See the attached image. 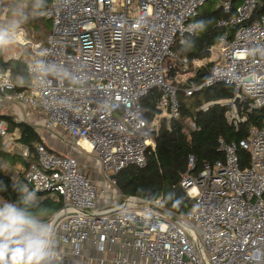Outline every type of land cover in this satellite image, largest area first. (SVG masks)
<instances>
[{
  "label": "built area",
  "instance_id": "1",
  "mask_svg": "<svg viewBox=\"0 0 264 264\" xmlns=\"http://www.w3.org/2000/svg\"><path fill=\"white\" fill-rule=\"evenodd\" d=\"M208 1L52 0L37 14L51 21L46 44L34 43L23 29L9 32L11 40L28 47L23 62L31 78L16 84L9 70H0V97L42 111L44 128L62 129L76 148L95 154L104 176L98 187L77 157L51 152L43 139L35 144L25 185L61 202L42 222L52 230L55 255L49 264H84L85 244L99 253L114 251L112 264H264V127L250 128L239 143L221 138L224 161L205 164L197 176L189 157L181 186L194 207L186 213L167 210L162 197L119 195L112 178L130 166L145 168L162 119L180 117L179 89L167 81L165 64L171 61L190 73L189 60L174 48L198 34L195 18ZM262 3L219 0L218 9L230 18L218 22L224 33L209 50L219 55L211 60L209 78L198 86L191 73L177 82L186 85L187 96L217 84L232 86L234 97L216 103L230 106L227 118L237 131L247 113L264 107ZM202 61L194 67L204 66ZM156 90L162 92L159 114L149 120L143 100ZM186 125L197 129L194 119ZM0 136H9L3 122ZM241 148L249 154L246 166ZM22 156L31 159L28 148ZM110 190L116 206L99 208V195ZM98 264L107 260L101 257Z\"/></svg>",
  "mask_w": 264,
  "mask_h": 264
},
{
  "label": "trees",
  "instance_id": "2",
  "mask_svg": "<svg viewBox=\"0 0 264 264\" xmlns=\"http://www.w3.org/2000/svg\"><path fill=\"white\" fill-rule=\"evenodd\" d=\"M52 0L42 4L40 10L46 9ZM195 21L199 25L198 34L191 38L185 46H175L174 50L181 57L189 60L190 73H195L193 82L202 85L210 76L213 61L206 63L200 68H194V62L211 59L210 48L219 43L224 29L218 27V22L229 19L221 9L215 11L202 10ZM264 11V0L262 3ZM38 20H45L37 18ZM51 30V28H50ZM48 30L47 34L49 35ZM48 35H44L46 44ZM167 81L178 87L177 99L180 106V117L170 120L162 119L157 133L155 134V148L147 151V166L140 169L130 166L117 176V188L124 197H133L146 201H156L163 198L166 209L174 214H183L194 207L191 200L181 186L182 178L188 171L189 157L195 159L196 169L192 172L198 175L205 164L214 165L218 161H224V155L219 151V140L225 139L229 143H239L247 138L250 128L264 127V107L247 113V121L243 122L237 131L228 121L227 112L229 105H221L216 102L229 100L234 97L232 86L217 84L212 87L202 88L192 96H187L184 88L176 81L178 75L184 74L182 69L173 62L165 64ZM0 70L11 72L16 84L26 85L30 82V75L26 64L19 59L7 60L2 52L0 44ZM20 81V82H19ZM18 90L23 87L17 86ZM162 96V92L156 90L143 100L149 120H154L159 114L156 105ZM211 104L206 110L204 104ZM194 119L197 129L192 131L187 128L186 121ZM0 122L7 125V131L20 133L19 142L27 147L31 153L28 163L36 160L35 144L42 139L33 126L25 122H16L9 115L0 114ZM1 146V143H0ZM1 155L5 153L0 151ZM242 166L248 165L249 154L244 149L239 150ZM27 164V163H26ZM0 196L7 202L14 203L18 209L27 207V210L37 215L44 222L51 218L61 208L60 200H55L49 195L40 203H23L24 186L20 182H14L0 166Z\"/></svg>",
  "mask_w": 264,
  "mask_h": 264
},
{
  "label": "crops",
  "instance_id": "3",
  "mask_svg": "<svg viewBox=\"0 0 264 264\" xmlns=\"http://www.w3.org/2000/svg\"><path fill=\"white\" fill-rule=\"evenodd\" d=\"M19 44V45H18ZM15 48H19L18 52L14 48V46H11L10 54L8 52H5L6 48L2 45V52L5 54H9L7 60L10 59H19L23 61V58H26L29 56L28 48L26 50L23 48L22 44L18 43ZM209 60V59H207ZM20 82V81H19ZM7 110V111H5ZM41 113L43 117V125L46 121V116L43 114L42 111L38 109H30L28 107H25L21 105L20 103L15 102H7L3 100L0 97V114L3 115H9V116H16L18 115L21 117L23 115V112L26 113V116L31 118L32 120L38 119L34 115V113ZM30 112V113H28ZM16 120V119H15ZM36 120L34 122H36ZM16 122H19V120H16ZM41 123V122H40ZM57 131V129L52 130L50 135L47 136H41V139L45 140V144L47 148L55 153V154H69L73 156H77L79 153L78 148L75 147L73 139L66 134L62 129L58 128L59 132H53ZM20 139V133L18 131H15L13 133H9V136L6 138H2L0 136V151L5 153V155L0 154V166L4 170L5 173H7L11 179L14 182H20L24 186V195L25 197L28 195V193H34L32 192L24 182V175L26 172V169L29 165L28 161L25 160L22 156L23 150L27 149L24 145H22L19 142ZM89 155L83 156L82 159V169L84 172H86V175L98 186L101 187L103 185V173L101 170L100 162L95 154H93V157H88ZM80 161V160H79ZM27 163V164H26ZM35 194V193H34ZM40 198V202H42L45 197H41V195L35 194L34 198ZM52 197V196H51ZM42 198V199H41ZM55 200H58L57 198L53 197ZM1 196H0V207H3V205L6 203ZM30 202H33L31 200ZM35 203V202H33ZM115 203V204H114ZM38 204V203H37ZM117 204L116 195L114 190H110L109 194L105 195H99V208H111L115 207ZM84 264H98V259L103 257L107 260V264H112L111 260L114 257V251L112 252H104L99 253L96 251L94 246L92 244H85L84 246ZM65 264H71V261L66 262Z\"/></svg>",
  "mask_w": 264,
  "mask_h": 264
},
{
  "label": "clouds",
  "instance_id": "4",
  "mask_svg": "<svg viewBox=\"0 0 264 264\" xmlns=\"http://www.w3.org/2000/svg\"><path fill=\"white\" fill-rule=\"evenodd\" d=\"M6 37L0 30V44ZM34 196L28 193L23 203L28 205ZM54 255L52 230L36 214L10 202L0 207V264H49Z\"/></svg>",
  "mask_w": 264,
  "mask_h": 264
},
{
  "label": "rangeland",
  "instance_id": "5",
  "mask_svg": "<svg viewBox=\"0 0 264 264\" xmlns=\"http://www.w3.org/2000/svg\"><path fill=\"white\" fill-rule=\"evenodd\" d=\"M45 1L47 0H0V30H5L7 32L6 42L1 44L6 48L5 52H8L10 54V50L12 49L11 46H14V48L17 46L16 44L18 43L11 40L9 36V32H16L19 29H23L27 38L31 39L34 43H41V41L42 42L45 41L46 37L44 35H48L47 32L48 30L50 31L51 21L50 20L41 21L37 19L38 18L37 14H39V12L42 11L40 10V8ZM218 3L219 0H209L204 4V8L202 10H209L213 12L217 9ZM23 48L26 50V48L28 47L23 46ZM15 49L18 52L19 48L17 47ZM9 54L5 53V57L8 58ZM218 56H219L218 52L215 51L212 54L211 59L202 61V64L204 65L210 62L211 60L217 58ZM191 76H192L191 73L178 75L176 81L184 82V80H187ZM204 105L202 107H204ZM32 116H36L38 118L37 120L35 119L36 122H34L35 121L34 119L32 120L31 118L27 117L25 112H23V115L21 117H19L18 115L13 117L16 120H19V122H25L33 126L36 132H38V134H41V136L43 137L50 135L52 131H48L44 128V125L42 123L44 119L41 113L40 112L34 113V115L32 114ZM53 132L57 133L59 131L57 129V131H53ZM43 141L46 142L45 140ZM78 150L79 153L75 157H77L81 163L84 154L89 155L88 157H93V154H86L81 149ZM118 193L119 195H122L119 192V190ZM40 201H41L40 198L38 199L37 197L33 199V202L35 203H40ZM119 202L120 201H118V203Z\"/></svg>",
  "mask_w": 264,
  "mask_h": 264
},
{
  "label": "water",
  "instance_id": "6",
  "mask_svg": "<svg viewBox=\"0 0 264 264\" xmlns=\"http://www.w3.org/2000/svg\"><path fill=\"white\" fill-rule=\"evenodd\" d=\"M112 178H113V179H116V178H117V176H116V175H113V176H112Z\"/></svg>",
  "mask_w": 264,
  "mask_h": 264
},
{
  "label": "bare ground",
  "instance_id": "7",
  "mask_svg": "<svg viewBox=\"0 0 264 264\" xmlns=\"http://www.w3.org/2000/svg\"><path fill=\"white\" fill-rule=\"evenodd\" d=\"M85 146L89 149V147L87 145H85Z\"/></svg>",
  "mask_w": 264,
  "mask_h": 264
}]
</instances>
